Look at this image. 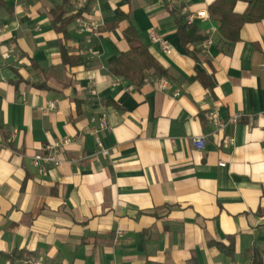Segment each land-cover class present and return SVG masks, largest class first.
I'll list each match as a JSON object with an SVG mask.
<instances>
[{"label":"crops","instance_id":"0c3cea01","mask_svg":"<svg viewBox=\"0 0 264 264\" xmlns=\"http://www.w3.org/2000/svg\"><path fill=\"white\" fill-rule=\"evenodd\" d=\"M73 1L0 0V253L41 264H249L251 249H264V20L230 42L217 21L197 19L203 41L189 53L182 10L208 15L216 0H86L64 38L50 11L64 3L71 17ZM80 21L97 28L79 33ZM126 28L167 72L166 90L110 74L129 49ZM66 138L57 165L33 164ZM231 241L233 256L209 245Z\"/></svg>","mask_w":264,"mask_h":264},{"label":"trees","instance_id":"16d2710c","mask_svg":"<svg viewBox=\"0 0 264 264\" xmlns=\"http://www.w3.org/2000/svg\"><path fill=\"white\" fill-rule=\"evenodd\" d=\"M237 1L216 0L207 9L208 16L218 22L220 33L230 42H236L238 40L240 29L244 24L264 20V0H246L247 7L241 15L233 13V8ZM63 6L64 3H61L52 9L50 16L54 30L62 34L65 38L66 28L71 23L80 19L85 9H81L75 15L66 18L64 17ZM121 19L122 16L120 15L117 22ZM177 34L181 45L189 53L196 44L203 41V38L197 33L196 28L187 27L182 18L178 20ZM123 37L128 43L129 49L121 53L117 59L109 64L108 70L110 74L135 88H140L148 77L167 79V72L149 54L147 48L140 42L138 36L132 29L126 28L123 31ZM61 56L65 64L74 60V57L68 56L65 50H62ZM209 245L216 247L227 256H233L232 241L227 247L220 243H209ZM0 259L10 262L34 260L29 255L17 251L9 254L0 253ZM249 264H264V249L253 247L250 252Z\"/></svg>","mask_w":264,"mask_h":264},{"label":"built area","instance_id":"2783aa9c","mask_svg":"<svg viewBox=\"0 0 264 264\" xmlns=\"http://www.w3.org/2000/svg\"><path fill=\"white\" fill-rule=\"evenodd\" d=\"M86 0H74L73 1V7L75 11H79L80 9H82V7L85 5ZM182 13L184 15V19H185V25L187 27H190L193 25V22L197 19H205L207 18V13L204 11H198V12H194V13H189L187 12L186 9L182 10ZM97 27L93 22H87L84 23L83 21H80V27L78 29L79 33H83L86 31H93L95 30ZM2 29L0 28V31ZM150 41L153 44H158L160 49L165 53V54H170L171 52V48L170 46L163 41L159 36H157L155 33H151L150 34ZM205 45H210V41L207 40L205 42ZM147 81H154V83H156L157 87L161 90H166L169 87V83L166 79L164 78H151L148 77ZM50 108H53V104L49 105ZM239 119V117H234L233 119L230 120L231 123H235L237 120ZM99 124L100 127L103 129H106V120L104 117L99 119ZM205 137L204 136H197V137H193L191 139V144L192 147L197 150V151H202L205 147ZM97 142V146L100 147L99 141L96 139ZM71 143L70 139H62L59 140L55 143H47L44 147H43V151L41 153L36 154L33 158V164L34 165H41L42 166V170L44 171L46 167H52L55 166L59 163V154L62 151V149H64L65 147H67L69 144ZM220 167L224 166V164H219ZM14 264H41L38 261H23V262H14Z\"/></svg>","mask_w":264,"mask_h":264}]
</instances>
